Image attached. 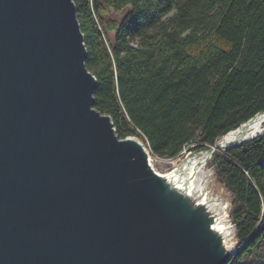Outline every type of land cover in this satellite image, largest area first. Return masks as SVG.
<instances>
[{
  "label": "water",
  "instance_id": "95a60500",
  "mask_svg": "<svg viewBox=\"0 0 264 264\" xmlns=\"http://www.w3.org/2000/svg\"><path fill=\"white\" fill-rule=\"evenodd\" d=\"M87 58L73 0H0V264H231L238 246L213 227L230 208L118 137Z\"/></svg>",
  "mask_w": 264,
  "mask_h": 264
},
{
  "label": "trees",
  "instance_id": "16d2710c",
  "mask_svg": "<svg viewBox=\"0 0 264 264\" xmlns=\"http://www.w3.org/2000/svg\"><path fill=\"white\" fill-rule=\"evenodd\" d=\"M73 1L97 80L94 106L119 138L175 158L264 112V0ZM209 160L232 198L231 264H264V135Z\"/></svg>",
  "mask_w": 264,
  "mask_h": 264
},
{
  "label": "bare ground",
  "instance_id": "6f19581e",
  "mask_svg": "<svg viewBox=\"0 0 264 264\" xmlns=\"http://www.w3.org/2000/svg\"><path fill=\"white\" fill-rule=\"evenodd\" d=\"M264 133V115L256 117L250 123H247L240 129H235L223 137H221L216 143L219 147L225 150L232 144L237 143L242 137L250 139L263 135ZM146 148V147H145ZM147 149V148H146ZM148 151V150H146ZM217 151V150H216ZM147 158L150 166L152 161L150 153L147 152ZM196 155L192 158H188L182 162L175 164L174 168L167 174H157L164 180H172L178 189L184 190L186 193L195 196L200 202L206 203L210 206L212 211L219 209L218 202L208 198L207 180L201 172V166L209 160V153L206 150H200L195 152ZM156 172V171H155ZM203 179V180H202ZM210 203V204H209ZM214 229L220 231L225 241L226 248L230 251L234 248L232 241V234L234 233L231 225L226 220L225 214H220L214 222Z\"/></svg>",
  "mask_w": 264,
  "mask_h": 264
},
{
  "label": "rangeland",
  "instance_id": "374dc122",
  "mask_svg": "<svg viewBox=\"0 0 264 264\" xmlns=\"http://www.w3.org/2000/svg\"><path fill=\"white\" fill-rule=\"evenodd\" d=\"M113 17H115L116 19H119L121 17L120 13H114L112 14ZM133 138L139 140L148 150V152L150 153L151 159L152 161H150L152 163L151 167L154 171H156V173H161V174H167L169 173L175 166V164L177 165L178 162H182L188 158H192L196 155L195 152H197L198 150L195 149V144L194 143H190L188 145H186L182 152L175 158H159L158 156H156L155 154H153L151 152V150L148 147V144L145 143L141 138L137 137V136H132ZM210 160H208L205 165H202L201 168V172L204 176V179L207 180V192L208 195L210 196V198H213L214 200H216L217 202H219V206L221 207H225L227 205V208L225 209H231V195L230 193L227 191V189H225L224 186H222L220 183H218L216 176H215V170L210 166ZM203 180V179H202ZM224 209V211H225ZM230 211L227 214L226 220H230L229 217ZM232 241L234 243V247L236 248V246H238V241L236 239V234L234 232V234H232Z\"/></svg>",
  "mask_w": 264,
  "mask_h": 264
}]
</instances>
